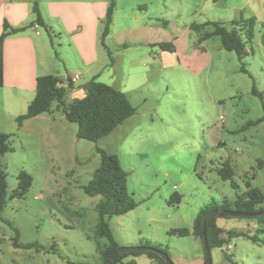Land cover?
Masks as SVG:
<instances>
[{
    "label": "rangeland",
    "instance_id": "1",
    "mask_svg": "<svg viewBox=\"0 0 264 264\" xmlns=\"http://www.w3.org/2000/svg\"><path fill=\"white\" fill-rule=\"evenodd\" d=\"M113 1L111 29L115 32L148 23L160 40L167 37L168 41L124 51L109 40V53L97 42V60L102 63L98 65L105 69L101 81L114 88H119L124 78L117 73V65L127 64L130 59L143 62L145 52L149 54L147 68L132 72L127 93L123 92L135 114L97 143L78 139L77 125L67 122L55 105L52 120H46L49 116L44 114L21 128L2 115L0 133L11 135L10 151L0 156L8 194L17 188L20 173L29 175L32 183L21 199L8 197L0 213V264L98 262V249L108 243L96 235L94 207L99 198L88 197L83 191L99 167L97 149L117 156L128 173V191L137 205L127 214L107 221L113 240L120 247H159L173 264H193L197 256H203L201 241L192 234L201 208L225 200L235 211L234 202L246 190L244 175L248 171L251 184L262 188L264 171L255 159L264 157V123L243 127L263 115L261 101L251 88L255 82L264 103V25H255L253 41L242 61L250 76L240 72L236 55L224 51L218 38L203 43L210 62L197 69L181 63L193 48L201 46L194 33L188 32L189 26L205 21L230 26L238 19L231 8L242 6L243 0H226L227 10L215 7L211 0ZM133 14L140 16V21L133 20ZM54 28V35L38 28L42 39L54 48L52 67L73 74L84 72L73 42L57 24ZM171 32L177 44L169 39ZM142 76L146 84L131 89ZM83 77L78 84L91 80L90 75ZM65 100L72 102L70 95ZM245 148L251 152L249 157L242 154ZM225 160L234 170L235 187L217 174ZM176 196L179 202L171 200ZM216 219L224 240L228 239V231L257 234L264 239V234L258 233L264 226L254 220ZM175 230H186L188 234L181 237ZM16 231L19 243L38 244L45 250L14 248ZM211 257L213 264H264V245L234 237L222 249H213ZM126 260L151 264L146 253Z\"/></svg>",
    "mask_w": 264,
    "mask_h": 264
},
{
    "label": "trees",
    "instance_id": "2",
    "mask_svg": "<svg viewBox=\"0 0 264 264\" xmlns=\"http://www.w3.org/2000/svg\"><path fill=\"white\" fill-rule=\"evenodd\" d=\"M216 3L218 0H212ZM115 3L110 0L107 7L103 26L100 36L101 46L107 51L105 39L109 35L110 27L113 20ZM32 13L34 21L30 25L22 28H12L7 23H3V32L0 35V87L3 86V43L4 40L12 35H16L30 26L37 25L48 31L44 23L38 6V0H33ZM256 19L248 20L238 19L230 22V26H226L222 22L206 21L202 24H191L189 30L197 36L198 44L212 38H218L224 51L232 52L236 55L239 63H241L240 72L249 75V72L242 64L243 59L247 56V46L252 43L254 38V27ZM261 44L264 48V32L261 35ZM163 50L174 51L171 47H164ZM109 53V51H107ZM251 78V77H250ZM68 87H71L70 79ZM85 95L82 99L73 100L66 103L67 89L53 75L40 76L36 79V91L33 100L29 103L24 114L16 117L15 122L18 128H21L24 122L43 114L51 113L52 106L55 110L61 111L65 120L69 123L76 124L77 138L89 142L97 143L100 139L111 134L118 126L135 114L127 96L116 88L98 82L96 78L82 86ZM251 93L258 97L261 101L263 115L252 122L248 126H255L264 123V103L263 97L255 89V82L252 83ZM11 135L0 133V156H4L10 151ZM100 155L99 167L92 174L90 182L83 188L85 195L99 200L95 204L94 210L97 214L96 235L99 238H105L108 243L103 249H98L99 259L95 264H101L103 259L117 250L120 246L113 240L112 232L108 224V220L112 217H118L134 210L137 205L132 195L128 191L126 173L114 154H109L103 150L97 149ZM264 167V164H263ZM218 176L223 181L233 182L234 170L229 162L221 164L217 170ZM32 179L26 173H20L18 177L17 188L9 195L7 191L6 174L0 164V213L5 209L7 198L21 199L31 186ZM171 200L179 202L180 198L175 197ZM172 202V201H171ZM227 201L223 200L220 204L211 203L205 208H201L194 220L192 234L199 239L202 244L201 236V220L209 211H233ZM234 208L237 212H254L264 208V192L257 187L247 186L246 192L234 202ZM259 226H264V215L257 218H250ZM216 217H211L206 221V236L210 252L213 249H222L229 239L234 237H244L254 243L264 245V239L258 238V235L249 236L243 232L228 231V239L221 237V229L217 225ZM179 236L183 237L188 234L186 230H175ZM258 233L264 234V230H258ZM18 232L12 241V245L16 249H35L36 251L45 250L38 244H21L18 242ZM143 247H148L144 245ZM155 250L166 253L159 247H152ZM151 260V264H165L161 254L155 252L146 253ZM138 253H122L112 258L107 264H135L133 260H126L130 256H136ZM204 261V258H203ZM67 264H89L85 262L67 261Z\"/></svg>",
    "mask_w": 264,
    "mask_h": 264
},
{
    "label": "crops",
    "instance_id": "3",
    "mask_svg": "<svg viewBox=\"0 0 264 264\" xmlns=\"http://www.w3.org/2000/svg\"><path fill=\"white\" fill-rule=\"evenodd\" d=\"M108 3L109 0H38L41 17L48 28V33L56 34L54 28L56 24L57 27L63 30L65 35L73 42L79 57L77 61L85 67V71L76 73L79 74V78L71 84L70 88L67 86V80L76 74L68 73L65 68L61 70L52 67L55 51L53 46L44 41L38 32V28L42 27L33 25L16 35L7 37L3 43V86L0 87L2 90L0 92V118L3 115L15 121L16 117L25 113L29 103L35 96L36 79L40 76L53 75L58 78L62 86L67 89L66 97L70 95L71 101L84 97L85 92L82 86L88 81L82 84H78V82L81 78L84 79L83 76L85 74L90 75L91 79L96 78L98 82L103 83L101 79L105 69L104 67L100 69L98 65L102 63L98 62L96 46L97 42H100L99 45L101 46L102 22ZM212 4L215 7L227 10L226 0H218L216 3L212 1ZM32 7L33 0H0V35L3 32V23H7L12 28H22L33 23ZM205 8H208L207 4H205ZM231 9L238 15V19L248 20L254 18L256 19V24L264 25V0H243L242 6L232 7ZM131 17L135 21H140V16L137 14H133ZM113 24L114 15L111 25ZM138 26H134L131 29H120L116 32L110 27L109 35L105 39V46L109 40H113L116 47H121L124 51H128L133 47L149 48L158 44L159 41H168L167 37L164 40H160L151 24L144 23L142 27ZM188 32H190L189 28ZM195 37L197 39L196 35ZM169 39L175 44L178 43L173 32L170 33ZM210 40L204 41L200 44L201 46L193 48L191 54L184 57V61L181 63L197 69L207 67L210 59L204 53L205 46L203 43L205 44ZM165 53L162 52L163 55ZM148 59L149 54L145 52L142 58L143 62L137 63L138 60L130 59L127 64L117 65V73L124 78H121V86L116 89L127 93L126 86L129 76H131L132 72H138V69L145 70ZM146 82L147 80L142 76L133 83L131 89H139ZM50 114H47L49 117H46V120L53 119ZM43 115L28 121L42 118ZM249 122L244 125V129L253 127L248 126ZM241 150H243V156L249 157L251 155L248 148ZM255 161L257 162V167L264 171V157L255 159ZM226 162L229 161L225 160L223 163ZM249 172L244 175L246 190L248 185L256 187L247 179ZM251 176L252 180L255 179V175L252 174ZM259 189L264 192V181L262 188ZM193 264H204L203 256H197Z\"/></svg>",
    "mask_w": 264,
    "mask_h": 264
},
{
    "label": "water",
    "instance_id": "4",
    "mask_svg": "<svg viewBox=\"0 0 264 264\" xmlns=\"http://www.w3.org/2000/svg\"><path fill=\"white\" fill-rule=\"evenodd\" d=\"M264 215V208L258 209L254 212H237V211H209L206 213L201 220V236H202V248H203V258H204V264H213L212 263V257L211 252L208 246L207 242V236H206V221L207 219L211 217H236V218H257ZM148 252H155L157 254H161L164 258L165 264H173L171 259L166 253L160 252L158 250H155L151 247H119L117 250H115L113 253H110L107 255L101 264H107L112 258L115 256L122 254V253H148Z\"/></svg>",
    "mask_w": 264,
    "mask_h": 264
},
{
    "label": "built area",
    "instance_id": "5",
    "mask_svg": "<svg viewBox=\"0 0 264 264\" xmlns=\"http://www.w3.org/2000/svg\"><path fill=\"white\" fill-rule=\"evenodd\" d=\"M78 78H79L78 75H73V76L70 77L69 79H70V82H71V83H74Z\"/></svg>",
    "mask_w": 264,
    "mask_h": 264
}]
</instances>
